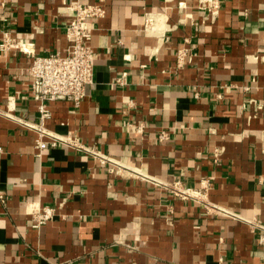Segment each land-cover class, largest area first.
<instances>
[{
    "label": "crops",
    "instance_id": "0c3cea01",
    "mask_svg": "<svg viewBox=\"0 0 264 264\" xmlns=\"http://www.w3.org/2000/svg\"><path fill=\"white\" fill-rule=\"evenodd\" d=\"M65 2L74 0H0V28L10 11L9 28L33 44L34 56L63 54ZM78 2L105 9L89 42L93 83L77 109L48 103V129L153 179L195 188L209 178L211 203L264 224V110H257L264 105V0H220L216 21L202 31L197 0ZM145 14L158 29H143ZM179 50L186 51L182 67ZM30 61L0 51V110L10 105L35 122ZM161 131L168 141H157ZM34 143L33 132L0 116V264H264V243L245 223L110 174L76 150L38 157ZM43 207L55 215L34 229Z\"/></svg>",
    "mask_w": 264,
    "mask_h": 264
},
{
    "label": "built area",
    "instance_id": "2783aa9c",
    "mask_svg": "<svg viewBox=\"0 0 264 264\" xmlns=\"http://www.w3.org/2000/svg\"><path fill=\"white\" fill-rule=\"evenodd\" d=\"M197 10L201 16V25L199 31L203 30L204 24H213L221 8L220 0H197ZM182 8V5L179 4ZM64 10L71 18L66 26L67 48L63 54L55 53L45 56H34L33 44L27 42L20 34L14 33L8 25L12 22L11 14L8 12L4 17L7 24L0 28V51L16 50L20 54L31 58L30 64L26 69V75L29 78L30 94L34 101L38 103V116L35 122H29L23 118L15 116L9 105V110L1 111L0 116L14 122L22 128H25L35 134L34 151L36 156L40 157L42 152L47 149L65 147L76 150L83 154H88L95 158L99 165L106 169L108 173L133 177L137 180L151 183L160 188L167 190L172 196L181 200H191L200 205L207 214L221 215L231 219L239 220L252 230L258 232L257 242L264 243V224L258 220L243 219L238 214L214 205L208 200V191L210 189V179L206 178L200 181L198 187L186 186L180 179L173 182H163L149 177L138 168L101 154L93 148L81 144L77 137L71 133L64 135L56 134L47 127L48 120L51 119V113L48 110V103L55 101H65L70 103L75 109L79 108L86 96L87 86L93 83L94 73V56L95 52L89 45L92 32L94 30V20L102 19L105 16V9L101 3L97 4H80L78 0L66 3ZM157 26L151 15L145 14L143 29L155 30ZM158 29V28H157ZM185 50H179L176 54V65H184ZM119 85L124 84L123 78L116 80ZM247 90V88H243ZM199 98L198 94H194ZM11 102V100H10ZM128 102V106H132ZM257 110H264L263 106H258ZM129 126L134 127L132 124ZM137 133L143 132V126H135ZM170 139V134L161 131L157 135L159 143L166 142ZM1 152V148H0ZM219 151L214 150L213 162L216 163L219 158ZM5 196L0 194V204L5 203ZM55 210L51 207H43L34 212L32 217V228L38 229L53 219Z\"/></svg>",
    "mask_w": 264,
    "mask_h": 264
}]
</instances>
